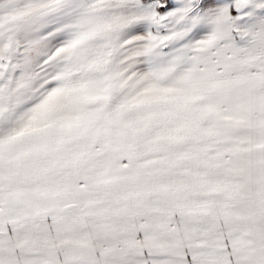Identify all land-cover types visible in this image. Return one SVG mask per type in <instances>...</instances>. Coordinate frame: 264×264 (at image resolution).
<instances>
[{
    "label": "snow or ice",
    "instance_id": "obj_1",
    "mask_svg": "<svg viewBox=\"0 0 264 264\" xmlns=\"http://www.w3.org/2000/svg\"><path fill=\"white\" fill-rule=\"evenodd\" d=\"M0 264H264V0H0Z\"/></svg>",
    "mask_w": 264,
    "mask_h": 264
}]
</instances>
